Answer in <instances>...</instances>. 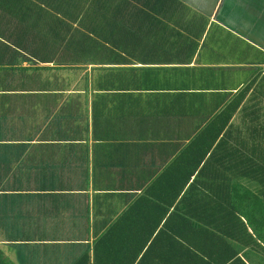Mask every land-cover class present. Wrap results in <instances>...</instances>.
<instances>
[{
    "label": "crops",
    "instance_id": "0c3cea01",
    "mask_svg": "<svg viewBox=\"0 0 264 264\" xmlns=\"http://www.w3.org/2000/svg\"><path fill=\"white\" fill-rule=\"evenodd\" d=\"M66 1L60 16L0 0V204L14 213L0 249L16 264H73L264 67V0ZM108 5L127 13L114 63H82L79 37L77 54L53 51L56 27L70 37Z\"/></svg>",
    "mask_w": 264,
    "mask_h": 264
},
{
    "label": "trees",
    "instance_id": "16d2710c",
    "mask_svg": "<svg viewBox=\"0 0 264 264\" xmlns=\"http://www.w3.org/2000/svg\"><path fill=\"white\" fill-rule=\"evenodd\" d=\"M57 1L63 0L23 3L67 15ZM71 3L67 0L66 8ZM109 6L99 12L102 23L92 21L84 29H71L70 37L63 27H56L53 51L77 54L80 39L84 41L81 52L90 58L82 63H114L115 37L126 35L125 23L115 20L120 14L125 20L127 13L118 10L116 15ZM23 18L29 19L30 13H23ZM38 35L41 58L50 30L40 27ZM163 176L167 186L158 189ZM254 254L264 258V70L252 74L230 95L166 171L73 264H247L245 260ZM0 264L16 263L0 249Z\"/></svg>",
    "mask_w": 264,
    "mask_h": 264
},
{
    "label": "rangeland",
    "instance_id": "374dc122",
    "mask_svg": "<svg viewBox=\"0 0 264 264\" xmlns=\"http://www.w3.org/2000/svg\"><path fill=\"white\" fill-rule=\"evenodd\" d=\"M208 41H209V43H210V39L208 38ZM208 43V42H207ZM249 60V59H248ZM246 61V62H249V61ZM262 68H264V67H260V66H255V67H253V68H248V75H246L247 77L245 78V82H247L248 81V79H249V77L252 75V74H254L255 72L256 73H259V72H261V71H263L264 69H262ZM242 70H240V72L239 71H237V70H234V71H236V72H233V75H238V76H240V78L242 79V78H244V74L242 73V71L244 70V69H247V68H241ZM231 71V70H230ZM232 77H234V76H232ZM9 200H4L3 201V204L1 205L0 204V209L2 208L3 210L1 211L0 210V213H2L3 214V218H0V223H1V225H3L4 224V226L6 227V228H10V227H13V223H14V221H13V219L11 218L12 216H13V210H11L10 209V206H9V204H11V206H13V203H9L8 202ZM7 206V207H6ZM11 210V211H10Z\"/></svg>",
    "mask_w": 264,
    "mask_h": 264
}]
</instances>
